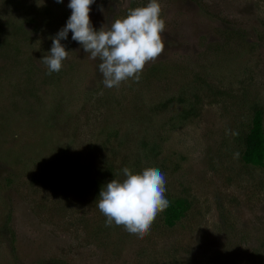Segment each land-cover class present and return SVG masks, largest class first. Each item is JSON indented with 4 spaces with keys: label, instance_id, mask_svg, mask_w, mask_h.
Here are the masks:
<instances>
[{
    "label": "rangeland",
    "instance_id": "obj_1",
    "mask_svg": "<svg viewBox=\"0 0 264 264\" xmlns=\"http://www.w3.org/2000/svg\"><path fill=\"white\" fill-rule=\"evenodd\" d=\"M148 2L94 0L92 24ZM160 2L162 54L106 88L71 32L60 72L41 60L69 0H0V264H264V165L241 157L253 102L264 130V0ZM106 162L158 167L173 222L106 227Z\"/></svg>",
    "mask_w": 264,
    "mask_h": 264
},
{
    "label": "clouds",
    "instance_id": "obj_2",
    "mask_svg": "<svg viewBox=\"0 0 264 264\" xmlns=\"http://www.w3.org/2000/svg\"><path fill=\"white\" fill-rule=\"evenodd\" d=\"M93 3L94 0H69L71 15L41 59L48 74L60 72L69 57L61 41L71 32L72 40L92 60L100 61L98 69L106 88H118L127 80L138 82L146 63L158 58L165 48L161 35L165 29L163 5L160 0H149L144 6L129 8L125 15L114 18L110 26L105 24L97 30L90 17ZM122 173L123 178L115 174L114 179L102 186L97 206L106 217V227L115 223L142 239L150 233L157 215L170 205L165 195L166 175L158 167H145L134 173L126 166Z\"/></svg>",
    "mask_w": 264,
    "mask_h": 264
},
{
    "label": "trees",
    "instance_id": "obj_3",
    "mask_svg": "<svg viewBox=\"0 0 264 264\" xmlns=\"http://www.w3.org/2000/svg\"><path fill=\"white\" fill-rule=\"evenodd\" d=\"M242 160L246 163L259 166L264 165V130H263V111L257 102H253L251 106V119L248 129L242 135ZM145 153L150 154L146 148H142ZM148 151V152H147ZM122 167H117L108 162L102 170H97V175L92 179L91 186L96 196L107 182L115 178V174H119L123 178ZM173 204L164 211V219L170 224V215L176 213ZM179 215V214H178ZM177 215V216H178ZM176 217V216H175ZM174 219V218H173ZM173 222V221H172ZM13 249V247H12Z\"/></svg>",
    "mask_w": 264,
    "mask_h": 264
}]
</instances>
